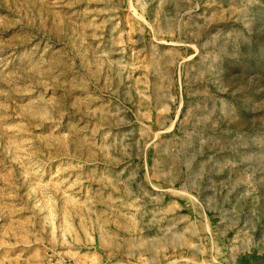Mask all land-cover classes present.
<instances>
[{
	"label": "rangeland",
	"instance_id": "rangeland-1",
	"mask_svg": "<svg viewBox=\"0 0 264 264\" xmlns=\"http://www.w3.org/2000/svg\"><path fill=\"white\" fill-rule=\"evenodd\" d=\"M0 264H264V0H0Z\"/></svg>",
	"mask_w": 264,
	"mask_h": 264
}]
</instances>
